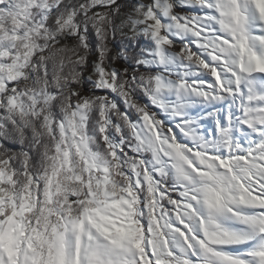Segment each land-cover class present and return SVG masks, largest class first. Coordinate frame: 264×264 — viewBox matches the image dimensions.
I'll use <instances>...</instances> for the list:
<instances>
[{
  "label": "snow or ice",
  "instance_id": "6c2138e0",
  "mask_svg": "<svg viewBox=\"0 0 264 264\" xmlns=\"http://www.w3.org/2000/svg\"><path fill=\"white\" fill-rule=\"evenodd\" d=\"M0 264H264V0H0Z\"/></svg>",
  "mask_w": 264,
  "mask_h": 264
}]
</instances>
